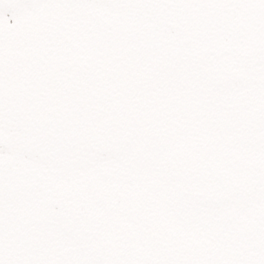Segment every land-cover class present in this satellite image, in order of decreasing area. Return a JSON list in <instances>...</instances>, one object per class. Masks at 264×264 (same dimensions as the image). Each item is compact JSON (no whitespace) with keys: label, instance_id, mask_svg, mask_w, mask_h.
Returning <instances> with one entry per match:
<instances>
[{"label":"snow or ice","instance_id":"1","mask_svg":"<svg viewBox=\"0 0 264 264\" xmlns=\"http://www.w3.org/2000/svg\"><path fill=\"white\" fill-rule=\"evenodd\" d=\"M0 264H264V0H0Z\"/></svg>","mask_w":264,"mask_h":264}]
</instances>
